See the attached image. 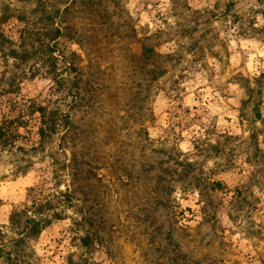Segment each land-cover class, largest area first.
<instances>
[{"label":"rangeland","instance_id":"1","mask_svg":"<svg viewBox=\"0 0 264 264\" xmlns=\"http://www.w3.org/2000/svg\"><path fill=\"white\" fill-rule=\"evenodd\" d=\"M33 101L57 111L42 142ZM19 115L0 246L21 264H264V0H0ZM45 200L14 245L11 210Z\"/></svg>","mask_w":264,"mask_h":264},{"label":"trees","instance_id":"2","mask_svg":"<svg viewBox=\"0 0 264 264\" xmlns=\"http://www.w3.org/2000/svg\"><path fill=\"white\" fill-rule=\"evenodd\" d=\"M31 113H37L39 124L37 126V135L39 137V142H42L49 134L53 133L57 124V111L55 109H50L46 104L33 101L30 107ZM23 116H14L9 118H2L0 120V147L14 145L15 141L20 136L19 128H23L25 124L23 123ZM45 201H32L31 205H25L23 208L18 209L14 207L9 214V224L12 228L18 227L21 224V220L18 215L23 213L24 219L18 236L13 239L14 245L19 244L20 242L25 241V238H31L36 236L41 228L43 223L40 221V217L27 212L30 210L34 212H40L44 205ZM21 213V214H20ZM0 237H2V232L0 231ZM0 256L4 258V264H21L19 260V249H7L4 250L0 246Z\"/></svg>","mask_w":264,"mask_h":264}]
</instances>
